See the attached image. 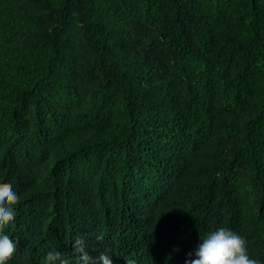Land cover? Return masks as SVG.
Segmentation results:
<instances>
[{
  "label": "trees",
  "instance_id": "obj_1",
  "mask_svg": "<svg viewBox=\"0 0 264 264\" xmlns=\"http://www.w3.org/2000/svg\"><path fill=\"white\" fill-rule=\"evenodd\" d=\"M0 186L8 264L264 262V0H0Z\"/></svg>",
  "mask_w": 264,
  "mask_h": 264
},
{
  "label": "clouds",
  "instance_id": "obj_2",
  "mask_svg": "<svg viewBox=\"0 0 264 264\" xmlns=\"http://www.w3.org/2000/svg\"><path fill=\"white\" fill-rule=\"evenodd\" d=\"M20 195L11 187L0 186V264H8L17 251L19 241L6 229L16 220V205ZM78 264H113V255L108 251L91 256L86 241L76 237L72 244ZM44 264H70L56 247L45 254ZM185 264H264L249 255L245 237L224 226L209 231L199 238L196 248L187 254Z\"/></svg>",
  "mask_w": 264,
  "mask_h": 264
}]
</instances>
